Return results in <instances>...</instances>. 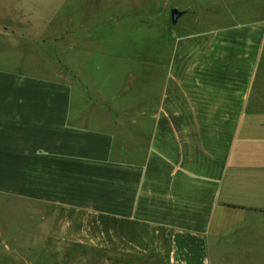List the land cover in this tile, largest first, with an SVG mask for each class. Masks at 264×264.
I'll return each mask as SVG.
<instances>
[{"label":"crops","instance_id":"crops-1","mask_svg":"<svg viewBox=\"0 0 264 264\" xmlns=\"http://www.w3.org/2000/svg\"><path fill=\"white\" fill-rule=\"evenodd\" d=\"M225 17L176 34L136 101L0 63V197L107 264H264V17Z\"/></svg>","mask_w":264,"mask_h":264},{"label":"rangeland","instance_id":"rangeland-1","mask_svg":"<svg viewBox=\"0 0 264 264\" xmlns=\"http://www.w3.org/2000/svg\"><path fill=\"white\" fill-rule=\"evenodd\" d=\"M236 1L0 0V63L76 71L87 76L94 95L97 83L129 89L137 71H155L169 59L172 39L192 29L191 24L204 28L231 22L223 18L231 13L242 22L264 17V0ZM204 5L211 15L202 10ZM172 9L190 10L176 27L171 25ZM137 97L130 88L124 100ZM47 213L39 205L0 197V264H107L121 259L50 240L33 228Z\"/></svg>","mask_w":264,"mask_h":264},{"label":"water","instance_id":"water-1","mask_svg":"<svg viewBox=\"0 0 264 264\" xmlns=\"http://www.w3.org/2000/svg\"><path fill=\"white\" fill-rule=\"evenodd\" d=\"M186 14V11H181V10H178V9H172L171 10V25L173 27H176L180 20L185 16Z\"/></svg>","mask_w":264,"mask_h":264}]
</instances>
